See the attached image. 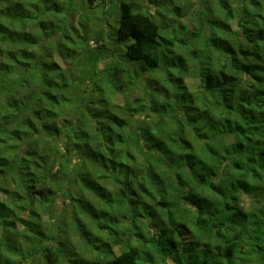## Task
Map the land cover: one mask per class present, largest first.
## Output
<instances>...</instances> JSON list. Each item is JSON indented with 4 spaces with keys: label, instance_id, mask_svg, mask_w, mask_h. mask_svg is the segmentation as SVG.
Instances as JSON below:
<instances>
[{
    "label": "clouds",
    "instance_id": "1",
    "mask_svg": "<svg viewBox=\"0 0 264 264\" xmlns=\"http://www.w3.org/2000/svg\"><path fill=\"white\" fill-rule=\"evenodd\" d=\"M261 18L264 0H0V264H47V249L59 264H118L129 245L178 264L141 233L264 264L248 223L264 210L251 169L264 167L245 155L264 135L240 111L264 123L250 43L264 55Z\"/></svg>",
    "mask_w": 264,
    "mask_h": 264
},
{
    "label": "trees",
    "instance_id": "2",
    "mask_svg": "<svg viewBox=\"0 0 264 264\" xmlns=\"http://www.w3.org/2000/svg\"><path fill=\"white\" fill-rule=\"evenodd\" d=\"M261 19H264V18H261ZM141 23L143 24V21H141ZM260 38H264V29L259 30V35H258L257 39H260ZM250 43L253 44V48L251 49V51L255 52V54H256L255 58L257 60L264 61V55H261V50H260L259 46L255 43V41H250ZM260 72H264V63L256 65L253 68V70L251 71V75L255 79L257 77L258 73H260ZM258 84L261 86H264V77H261L259 79ZM258 91L260 94L257 95L252 102L255 103L257 106H264V87L259 88ZM240 111H241V114H242L246 124L247 123L252 124L251 128H249L248 131L251 133H254V134H258V135H264V123L257 124L255 121H253V117L251 115L252 110L249 108V109H241ZM221 131H223V129H221ZM201 134L202 135L207 134V128H205ZM241 135H245V133L242 132ZM245 138L248 139V142L250 144L253 143L249 137L245 136ZM235 151L237 153H241L242 148L240 146H237ZM257 151L260 152L259 156L255 155V153ZM251 152H252V154H245L247 164H252L255 162V163H259L261 167H264V144L257 141L255 144V147L251 150ZM208 156L209 157H215L216 152L214 150L210 151L208 153ZM186 162L187 161H178L176 164L170 163V167L177 168L181 164L186 163ZM157 163H158V161H154L153 166L155 167V165ZM237 166L246 167V165H239V164ZM208 167H209V165L204 164V165H201L199 168L194 169L193 170V179L199 180V182L201 184H203L205 182V180H207V178L211 175V173H209L206 170ZM214 171H215V169H213V172ZM251 171L258 178L264 179V177L259 176V174L256 172L255 168L251 169ZM213 190H215V189H213ZM256 190L260 193H264V187H258ZM5 191H7V190H5ZM128 193L129 194H136L133 192V189L131 188V186L128 189ZM124 195H125L124 193H121L119 195V197L117 198L116 202L119 203V201L123 200ZM139 195H142V196L149 195L150 196V193H148L146 191V189H144L141 186L140 190H139ZM106 202L109 204L113 203V201H110V200L106 201ZM165 203H167V201L161 200L160 206L163 207ZM0 207H3V206L0 205ZM176 208L180 209V205L178 203L176 204ZM229 211H231L232 214H234L235 209H231V210L224 209V212L226 214ZM207 214H208L207 209H205L202 213H200L201 216L207 215ZM9 215H11V213H9ZM220 215H221L220 210H216L215 216L212 217L209 221L210 226L217 222ZM172 222H173V217L169 216L168 217L169 225H171ZM4 223L8 226H13V227L15 226L14 221L13 222L4 221ZM21 223H29L30 224L31 221H23L22 220ZM248 223L252 226L253 231L256 233V235H255L256 240L259 241L262 237H264V210L260 211L259 216L255 215V214L252 215V217L250 218ZM238 226L239 227H245V224L243 222H240L238 224ZM135 227L137 228V230H139L138 225H135ZM184 228L188 229L190 231H194L195 229H198V228L202 229L203 225H201L199 220L197 219L191 225V227H189L188 224H184ZM203 234L205 236L215 235L217 239L220 238V234H218V233L214 234L210 229L204 230ZM174 235H176V234L175 233H169L168 235H161L159 237V240L156 241L154 239L150 240L148 237L143 235V233H141L139 239L143 240L146 244L151 243V244L155 245L159 249V251L161 252L162 255H167V254L175 251L180 257L178 264H218V259L216 256L205 254L207 252V249L201 251L199 249H196L195 247H192V250L188 251L185 247L175 245L174 241L170 238ZM196 235H197V240L199 241V233H196ZM47 253H48V255L45 258L47 261V264H59V254L57 252L53 251L52 249H47ZM49 257H50V259H49ZM142 260L149 261V262H151V264H155L154 260L152 259V257L150 255L146 256L140 249H138L136 247H132L131 245H129L127 247V250L124 252L123 256L118 261V264H140V261H142ZM100 264H103V261H101ZM229 264H231V262H229Z\"/></svg>",
    "mask_w": 264,
    "mask_h": 264
}]
</instances>
